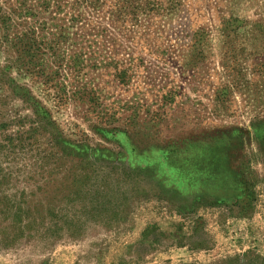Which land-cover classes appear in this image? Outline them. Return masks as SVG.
I'll use <instances>...</instances> for the list:
<instances>
[{"label": "rangeland", "instance_id": "1", "mask_svg": "<svg viewBox=\"0 0 264 264\" xmlns=\"http://www.w3.org/2000/svg\"><path fill=\"white\" fill-rule=\"evenodd\" d=\"M23 1L0 0V264H264V0H67L32 60Z\"/></svg>", "mask_w": 264, "mask_h": 264}, {"label": "trees", "instance_id": "2", "mask_svg": "<svg viewBox=\"0 0 264 264\" xmlns=\"http://www.w3.org/2000/svg\"><path fill=\"white\" fill-rule=\"evenodd\" d=\"M76 4L77 2L74 1L72 8L69 9L66 6L67 0H25L23 1V4L19 5V7H13L12 9H10V12L16 17L15 19L21 20L22 26L24 27L28 25L26 19L39 18V16L41 17V19L36 20V22L31 27V30L26 31V33L23 34L22 37H25V35L27 34L30 36L26 37L27 39L26 42L19 40V44H18L19 46L18 48H16V50L20 52V54L26 53L27 56H31V60H32L35 52L44 50L45 48L47 49L48 46L50 45L49 44L50 42L48 41V39H42L45 41L39 42V41H36V38H30V37H32V35L36 33L35 31H38V30L42 31L49 25H51L50 27L51 30L52 29L56 30L58 28L60 29V31L65 26L64 21H66V24L72 25L75 19L78 18L79 14L77 13L76 10H74V12L72 13L69 11L73 10ZM46 14L48 17H43ZM0 18L2 19V20L0 19V23L4 24L5 22L10 23L9 21L11 20L12 17L1 16ZM20 25L17 24L15 25V27L20 26ZM50 35H51V41H54L55 40L54 34H50ZM13 40H15L14 37H13ZM30 43H32L33 46L34 44L36 45L35 51H31L33 46H31L30 48ZM48 50H51V48H49ZM41 54L44 55L45 52H42ZM26 71L29 72V69L26 68ZM43 115L45 114L43 113Z\"/></svg>", "mask_w": 264, "mask_h": 264}]
</instances>
